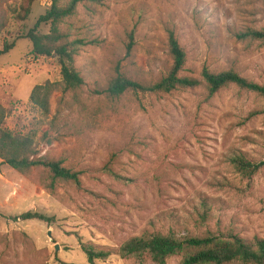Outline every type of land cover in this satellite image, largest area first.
Returning <instances> with one entry per match:
<instances>
[{
    "label": "rangeland",
    "instance_id": "374dc122",
    "mask_svg": "<svg viewBox=\"0 0 264 264\" xmlns=\"http://www.w3.org/2000/svg\"><path fill=\"white\" fill-rule=\"evenodd\" d=\"M20 2L0 0V49L15 42L0 56L5 126L32 135L37 155L61 159L80 173V184L59 182L50 192L40 169L22 174L0 159V264H88L80 243L112 252L97 264H156L115 252L129 237L156 232L264 238V166L248 178L233 163L264 161V97L233 84L209 97L200 75L234 70L264 86V41L248 35L264 28V0L79 2L59 23L83 77L76 89H64L56 57H34L29 40L17 39L51 0H35L28 19L16 21L11 9ZM170 33L186 53L181 74L199 86L105 94L116 68L143 84L165 76ZM47 81L57 89L45 115L29 96ZM26 211L53 220L11 218Z\"/></svg>",
    "mask_w": 264,
    "mask_h": 264
},
{
    "label": "trees",
    "instance_id": "16d2710c",
    "mask_svg": "<svg viewBox=\"0 0 264 264\" xmlns=\"http://www.w3.org/2000/svg\"><path fill=\"white\" fill-rule=\"evenodd\" d=\"M34 1L21 0L17 7L11 9L16 21L28 19ZM84 1L94 0H70L64 6L59 4V0H51L50 6L38 17L33 27L17 37V39L29 40L31 43L30 53L34 57H56L64 89H76L84 81L73 66L72 43L61 31L59 23L74 13L77 3ZM42 23L50 24L47 33H41L38 30ZM248 35L264 41V28L252 30ZM129 38L128 50L132 46L133 33L129 34ZM14 46L15 42H4L0 49V56L7 54ZM168 46L173 62L167 74L160 80L152 84H143L116 68L114 77L110 79L104 91L105 94L110 98H119L127 91L167 94L177 89H193L199 86L201 80L181 74L186 62V53L173 33L169 34ZM200 75L207 86L209 97L214 96L230 84L264 97L263 85L249 80L234 70L212 72L203 68ZM56 89L57 83L54 82L47 81L44 84H37L33 87L29 99L43 114L48 115L50 112L49 99ZM6 115V109L0 104L1 164H6L22 174L30 173L33 169H40L38 181L44 189L50 192L55 191L59 182L80 184V173L64 166L61 159L37 155L32 135L7 128L5 126ZM233 163L238 169L246 172L248 178L261 166H264V161L253 163L241 156L233 159ZM11 218L13 220L36 219L46 222L53 220L51 217L32 211H26ZM80 247L88 264H97V261L105 260L112 254L108 249L99 248L89 243H80ZM115 252L122 259L131 258L142 261L148 258L156 264H166L167 258L177 254L182 256L180 264H264V238L255 237L253 240H246L235 234H207L200 237L179 238L170 233L156 232L129 237L118 246ZM59 264L77 263L59 261Z\"/></svg>",
    "mask_w": 264,
    "mask_h": 264
},
{
    "label": "water",
    "instance_id": "95a60500",
    "mask_svg": "<svg viewBox=\"0 0 264 264\" xmlns=\"http://www.w3.org/2000/svg\"><path fill=\"white\" fill-rule=\"evenodd\" d=\"M56 249H57V247H56Z\"/></svg>",
    "mask_w": 264,
    "mask_h": 264
}]
</instances>
